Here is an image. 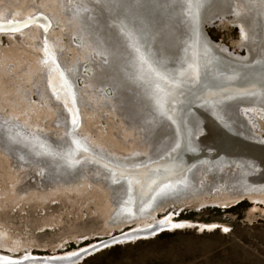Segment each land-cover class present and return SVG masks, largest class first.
Wrapping results in <instances>:
<instances>
[{
	"label": "water",
	"instance_id": "water-1",
	"mask_svg": "<svg viewBox=\"0 0 264 264\" xmlns=\"http://www.w3.org/2000/svg\"><path fill=\"white\" fill-rule=\"evenodd\" d=\"M241 200L264 221V0H0V264Z\"/></svg>",
	"mask_w": 264,
	"mask_h": 264
},
{
	"label": "rangeland",
	"instance_id": "rangeland-1",
	"mask_svg": "<svg viewBox=\"0 0 264 264\" xmlns=\"http://www.w3.org/2000/svg\"><path fill=\"white\" fill-rule=\"evenodd\" d=\"M252 204L241 200L229 208L203 207L187 211L170 222L225 224L199 234L197 226L164 230L152 238L112 245L77 264H264V221H245Z\"/></svg>",
	"mask_w": 264,
	"mask_h": 264
}]
</instances>
